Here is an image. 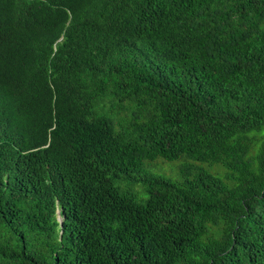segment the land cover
Returning <instances> with one entry per match:
<instances>
[{
  "label": "trees",
  "instance_id": "trees-1",
  "mask_svg": "<svg viewBox=\"0 0 264 264\" xmlns=\"http://www.w3.org/2000/svg\"><path fill=\"white\" fill-rule=\"evenodd\" d=\"M0 264H264V0H0Z\"/></svg>",
  "mask_w": 264,
  "mask_h": 264
},
{
  "label": "rangeland",
  "instance_id": "rangeland-1",
  "mask_svg": "<svg viewBox=\"0 0 264 264\" xmlns=\"http://www.w3.org/2000/svg\"><path fill=\"white\" fill-rule=\"evenodd\" d=\"M189 162H192V160H190L186 156H182L177 160H166L163 158H158L155 161H148L146 162L144 170L142 172H132L126 177L127 179L124 181V189L134 194L140 202H146L149 194L147 193L141 178H143L145 175L150 174V172H153L166 176L172 181L179 183L181 181V168L183 167V165ZM206 166L214 172L217 167L221 168L222 171L219 174L220 177H224L226 173V170L222 165L206 164ZM118 185L120 184L118 183Z\"/></svg>",
  "mask_w": 264,
  "mask_h": 264
},
{
  "label": "water",
  "instance_id": "water-1",
  "mask_svg": "<svg viewBox=\"0 0 264 264\" xmlns=\"http://www.w3.org/2000/svg\"><path fill=\"white\" fill-rule=\"evenodd\" d=\"M60 221H61V224L63 225V219L61 217H59Z\"/></svg>",
  "mask_w": 264,
  "mask_h": 264
}]
</instances>
